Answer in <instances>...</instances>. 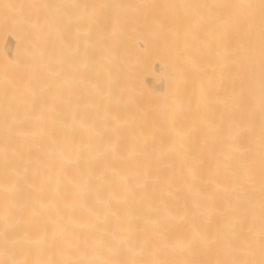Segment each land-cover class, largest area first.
<instances>
[{
	"label": "bare ground",
	"instance_id": "1",
	"mask_svg": "<svg viewBox=\"0 0 264 264\" xmlns=\"http://www.w3.org/2000/svg\"><path fill=\"white\" fill-rule=\"evenodd\" d=\"M0 264H264V0H0Z\"/></svg>",
	"mask_w": 264,
	"mask_h": 264
}]
</instances>
